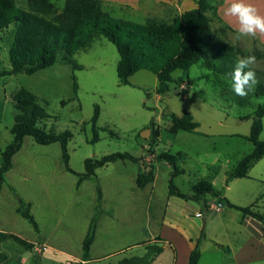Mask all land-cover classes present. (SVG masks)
I'll return each mask as SVG.
<instances>
[{
  "label": "rangeland",
  "instance_id": "obj_1",
  "mask_svg": "<svg viewBox=\"0 0 264 264\" xmlns=\"http://www.w3.org/2000/svg\"><path fill=\"white\" fill-rule=\"evenodd\" d=\"M28 1L14 0V4L28 10ZM46 1L59 12L62 10L64 0ZM218 1L209 0L216 7L220 5ZM253 1L248 0L256 9L264 3V0ZM169 6H156L151 16L118 8H113L110 15L137 23H143L149 16L169 21L179 13L175 7ZM188 6L189 2L184 9ZM259 14L264 16V12ZM207 15L213 33L226 44L238 46L242 55L230 65L214 60L208 68L198 62L186 73L176 70L172 75L183 76L184 82L171 83L169 90L160 95L155 93V75L145 70L134 73L128 85H119L115 72L116 48L101 36L96 37L87 49L72 55L79 69L73 70L57 59L51 67L31 75L21 73L0 77V153L11 141L9 128L15 114L11 96L19 88H24L48 114L40 126L57 132H71L67 145L68 166L75 173L83 172V161L89 157L127 152L141 156L147 165L161 152L174 154L180 151L182 154L177 165L184 173L175 177L173 182L182 193L191 194L192 186L198 180H206L222 192L219 197H206V212L210 216L205 231L208 236L212 230L215 232V216L224 213L229 218L240 214L222 202V195L234 205L250 206L252 210L262 212L264 157L249 170L247 177L233 179L227 185L225 178L236 162L252 150V144L244 137L249 133L254 110L261 103V99L254 97V89L257 85H264V33L242 36V33L220 24L214 14L209 12ZM14 27L10 24L0 29V70L10 67L8 50ZM258 34L263 41L257 38ZM237 35L241 36L237 38ZM248 57L252 60L245 71H253L256 82L246 88L244 95H238L232 90L231 74L237 67L236 62ZM94 105L99 106L96 123L99 141L91 144L88 143L92 137L89 119ZM183 112L198 122V129L194 133L178 131L170 134L166 114L179 116ZM151 120L153 124L150 125ZM262 125L261 140L264 139V117ZM146 130L147 137L140 136ZM155 130L158 136L153 142L148 141ZM12 159L14 164L5 173L0 192V231L19 241L9 238L0 245V252L6 255L3 264H117L122 257L139 255L144 251V245L152 242L145 240L123 248L146 237L152 228L146 224L147 205L153 210L156 198L157 210L163 208L169 171L165 162H154L157 163L154 171L156 183L155 191H151L152 182L140 189L135 186L140 166L127 160L114 161L96 169V183L83 179L77 184V176L69 173L61 163L58 144L38 145L31 137L23 139L21 149ZM96 184L101 191L100 212L96 217V246L90 255L106 256L122 249L102 262L91 260L89 256L82 261L81 241L94 214ZM11 187L18 197L31 204L30 212L37 223V232L15 212L16 200ZM189 206L191 203L186 204V209ZM186 225L192 227V221ZM166 233L174 238L172 232ZM175 245V264H183L187 260V245L182 239ZM170 258V251H166L159 264L170 263Z\"/></svg>",
  "mask_w": 264,
  "mask_h": 264
},
{
  "label": "trees",
  "instance_id": "obj_2",
  "mask_svg": "<svg viewBox=\"0 0 264 264\" xmlns=\"http://www.w3.org/2000/svg\"><path fill=\"white\" fill-rule=\"evenodd\" d=\"M28 3L29 9L23 10L14 4V0H0V29L10 24L15 26L8 50L10 67L7 70H0V77L21 73L31 75L51 67L57 59L73 70L79 69L72 55L87 49L96 37L101 36L116 48L118 61L115 72L118 84L128 85L129 78L134 73L140 70L149 71L156 77L155 93L160 95L169 90L171 83L184 82L183 76L172 75L176 70L186 73L198 62L208 68L214 60L230 65L238 55H242L238 46L226 44L211 30V19L207 13L216 16V5L209 0H195V8L184 11L169 21L148 18L143 23L112 17L103 10L101 0H64L60 12L46 0H29ZM73 89L76 92V84ZM254 97L261 99V103L256 106L249 133L244 137L252 144V150L242 156L226 173L225 185L233 179L247 177L249 170L264 157V139H259L263 128L264 85L255 87ZM11 101L15 114L9 128L11 141L0 153V191L5 181V173L12 167L13 156L21 149L23 139L31 137L38 145L58 144L61 163L69 173L77 176V184L83 179H90L96 183V169L114 161L127 160L140 166L135 177V186L140 189L153 181L154 162H165L170 169L167 178L168 196L194 201L199 204L201 212L205 213L208 210L206 197H219L222 193L206 180H198L192 186L191 194L182 193L173 182L175 177L183 173L177 165L181 156L179 152L174 154L161 152L147 165L141 156L136 157L127 152L109 153L99 158L89 157L83 161V172L75 173L68 166L67 145L72 137L71 132L68 130L57 132L52 128L40 126L39 123L45 120L48 114L26 89L19 88L11 96ZM98 117L99 106L94 105L89 119L92 137L88 143L91 144L99 141L96 126ZM165 118L170 123L167 129L170 134H176L178 131L194 133L199 127L198 122L187 112L179 116L168 113ZM156 136L157 130L153 131L147 140L153 142ZM95 190L94 214L81 241L82 261L87 260L95 235L96 217L100 212L101 191L97 184ZM10 191L16 200L15 212L37 232V223L30 212L31 204L18 197L12 187ZM221 200L227 207L240 212L243 216L264 223V206L262 212H257L250 206L234 205L224 197ZM9 238L19 241L18 238L0 231V245ZM203 238L204 231L201 230L194 248L188 255L187 264H197ZM158 240L159 238H156L155 241L146 243L142 255L122 257L117 264H151L163 251ZM5 260L6 255L0 252V263Z\"/></svg>",
  "mask_w": 264,
  "mask_h": 264
},
{
  "label": "crops",
  "instance_id": "obj_3",
  "mask_svg": "<svg viewBox=\"0 0 264 264\" xmlns=\"http://www.w3.org/2000/svg\"><path fill=\"white\" fill-rule=\"evenodd\" d=\"M219 1L220 5L216 7L217 20L227 29L238 32L239 24L237 19L234 16L226 14V9L230 3V0ZM258 1L261 2L262 0ZM101 2L103 10L109 14H111L113 8H118L121 10L130 11L132 13H143L150 16L154 8L159 5L164 6V4H168L170 5V8L175 7V9H177L179 12L178 15L184 11L193 9L196 6L194 0H101ZM187 2H189V6L184 9ZM252 2L255 1L252 0ZM257 11L259 13L264 12V3L261 6H258ZM150 16L146 19L151 18ZM257 32L259 33V31ZM259 35L260 34L257 35V38L263 41ZM257 38L256 40H258ZM177 152L182 154L180 151ZM13 164L14 161L12 159V165ZM155 183L156 176L154 175L152 181L153 188L151 187L149 190L151 189V191H155ZM222 197L226 198L224 195H222ZM162 200L164 203L162 204L163 208H161L160 211L157 210L156 198L154 199L155 204L153 205V210H151L147 205L148 209L146 224L148 227L152 228H150V231L147 233V235H145L146 237H141L137 241H132L129 245L123 248L133 246L135 243L143 241L145 242V240H152L153 242V240L155 241V238H159L163 251L151 264H159L160 259L166 253V251H170L171 253L170 263L168 264H175V242L179 241V239H182V241L185 242L187 245L188 259L190 251L194 248L199 234L201 230H203L204 238L200 244V255L197 264H264L263 222L257 221L249 216H243L241 213L239 215L234 214L235 216L233 217L228 215L229 218H227L223 213V215L221 214L220 216H215L213 219L215 232L212 230L211 235L208 236L205 231L207 227V220L210 216L207 212H201L199 204L194 201H185L174 196H168L167 189ZM190 203L191 206L186 209V204ZM204 214H208V216L204 217ZM189 221H192V227H188L186 225ZM165 229H167L166 232H172L174 238L171 237L169 233H166ZM95 246L96 240L94 238L88 252V258L91 260H97L98 262H102L111 258L113 254H116L122 249L120 248L111 251L106 256L96 254L90 255L92 248ZM220 246L224 247L225 249ZM143 253L144 251H142V253H140L138 256L142 255ZM183 264H187V260Z\"/></svg>",
  "mask_w": 264,
  "mask_h": 264
},
{
  "label": "clouds",
  "instance_id": "obj_4",
  "mask_svg": "<svg viewBox=\"0 0 264 264\" xmlns=\"http://www.w3.org/2000/svg\"><path fill=\"white\" fill-rule=\"evenodd\" d=\"M226 14L234 16L239 24L237 33L254 36L257 31L264 33V16H261L256 7L248 0H230L226 9ZM241 35H237L239 38ZM252 58L248 57L240 59L236 62L237 67L234 68L232 76V90L238 95H244L246 88L250 87L251 83H255V74L251 70L245 71L248 68ZM244 70L243 72L241 70Z\"/></svg>",
  "mask_w": 264,
  "mask_h": 264
},
{
  "label": "water",
  "instance_id": "obj_5",
  "mask_svg": "<svg viewBox=\"0 0 264 264\" xmlns=\"http://www.w3.org/2000/svg\"><path fill=\"white\" fill-rule=\"evenodd\" d=\"M140 136L146 138V137H147V130H146V132L142 131V132L140 133Z\"/></svg>",
  "mask_w": 264,
  "mask_h": 264
}]
</instances>
